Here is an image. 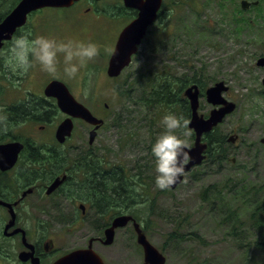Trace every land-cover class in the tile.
<instances>
[{"label": "rangeland", "instance_id": "obj_1", "mask_svg": "<svg viewBox=\"0 0 264 264\" xmlns=\"http://www.w3.org/2000/svg\"><path fill=\"white\" fill-rule=\"evenodd\" d=\"M118 1L106 0L98 5L107 8ZM86 2L88 0L83 3ZM240 2L166 0L165 19L155 24L152 30H157L158 35L162 26L167 25L173 30L172 34L160 42L157 37L155 42L152 36L145 39L130 68L116 81L108 78L106 69L117 34L125 22L108 20L107 29L103 31L100 26L83 27L84 22H89L92 17L85 16L79 21V4L33 14L21 31L30 30L33 35L55 34L57 39L95 41L99 53L81 68L77 77L64 75L62 53H58L61 64L56 74L44 72L36 64L27 74L19 76L4 65L9 46L0 51V72L9 77L0 79V89L5 92L0 94V112L9 106H19L17 103L29 94L43 96L45 85L57 77L69 85L78 101L105 120L106 125L99 131L95 143L98 149L95 153L112 166L123 165L130 169L135 179L140 180L141 176L147 180L144 191L148 201L155 199L153 207L140 202L124 211L139 220L148 240L166 256V264H264V252L255 249L256 237L250 233L247 222L253 209L250 200L264 199V143L261 142L264 137V67L257 65L258 59L264 57V0H259L257 7L248 9H242ZM7 11L8 4L2 2L0 12ZM164 70H169L174 77H189L192 83L199 81L202 89L223 81L229 86L225 99L236 105L217 130V136L225 138L227 161L222 165L213 161L202 164L189 173L179 187L175 190L168 188L166 193L155 186L151 153V144L164 130L162 118L155 122L152 119V123L150 119L140 121L142 116L134 113L137 108L127 100L129 95H123L129 89L131 98L136 100L144 89L150 88L151 79ZM105 104L108 105L106 110ZM212 108L202 97L200 113L208 116ZM129 110L132 115L128 114ZM130 118L137 121L129 125ZM12 126L10 128L16 135L41 139V145L52 146L47 140L51 138L52 125L44 130H37L30 123ZM76 130L70 144L79 145L77 139L86 138L87 141L86 128L78 125ZM232 135L238 137L234 142L228 140ZM186 138L189 144L194 143L191 132ZM139 170L145 175L138 176ZM243 180L247 190L245 186L240 187L252 193L247 197L248 202L242 199V195H236L240 198L228 194L220 196L214 194V190L207 195L208 201L202 198L211 185L221 187L228 182ZM49 201L39 203L36 220L26 227L31 232L52 236L51 212L52 220H56L60 212L54 209L53 198L51 211ZM220 206L226 212H217L222 210H217ZM59 210L66 213L67 209L62 206ZM234 210L237 214L232 217L237 224L243 223L245 232L237 229L233 234L230 226L235 222L223 220ZM0 212L3 213L1 209ZM63 219L65 221L67 216ZM68 229L67 225L60 223L55 232L59 236V245L67 250L81 234H90L92 230L89 226L86 231L74 233L72 238ZM98 251L109 264H144L143 250L137 244L132 224L117 230L113 246L100 247Z\"/></svg>", "mask_w": 264, "mask_h": 264}, {"label": "flooded vegetation", "instance_id": "obj_2", "mask_svg": "<svg viewBox=\"0 0 264 264\" xmlns=\"http://www.w3.org/2000/svg\"><path fill=\"white\" fill-rule=\"evenodd\" d=\"M85 1L87 0H80L73 7L79 4L77 9L79 21H82L85 16L92 17L89 22H84L83 27L86 28L100 26L102 31L106 30L108 20L123 21L126 26L139 15L138 10L126 8L123 0L117 4L112 2V5L107 8L98 5L106 0H88L83 3ZM84 4L89 5L84 6ZM118 6L124 8L125 16L119 11ZM165 7L166 0L163 1L159 18L167 14ZM121 31L119 30L117 34L113 50ZM52 36L56 37L55 34ZM53 79L65 82L57 77H53ZM66 85L76 98L74 91L67 83ZM17 104L23 105L24 108L15 109L17 106H9L7 108H10V115L4 110L0 115L2 120L0 146L13 143L21 146L14 166L7 170L0 168V209L4 213L0 212V264H32V259L24 262L19 260V256L25 251H32L34 257L39 258V264H55L62 257L78 249H92L104 264H109L98 250L100 247L109 248L115 244L116 236L111 244H105V232L114 219L119 216L120 211L114 205L116 210L106 213L96 203V194H92L95 176H103V169L111 167L109 161L103 160L98 156V153H95L98 151L95 143L98 140L99 131L105 126V123L103 122L97 128L82 119H73L74 129L71 137L64 142H59L56 138V131L69 116L59 109L55 98L45 95L43 91V96L29 94ZM104 107L106 110L108 105L105 104ZM24 110L28 112L25 113ZM89 110L97 118L102 119L94 110L90 108ZM19 114L25 116L21 117ZM10 123L16 127L30 123L37 130H44L48 125H52L51 131H49L51 138L47 139L52 142V146L47 148L41 145V139L16 135L11 130ZM78 125L86 128L89 138L87 141L86 138L77 139V141L80 140V144L73 145L70 143L75 137ZM93 130H95V138L91 142L90 136ZM72 152L75 154H71ZM57 179L60 180L58 186L48 194L49 188ZM52 198L55 200L53 201L54 209L60 212L56 220H52L51 212L52 236L49 233L43 234L28 230L27 225L36 220L40 202L49 199L52 211ZM62 206L67 209L66 213L59 210ZM65 215L67 219L64 221ZM12 221L13 224L7 229ZM60 223L69 227L68 232L72 234V238L74 233L86 231L89 226L92 230L90 234L88 232L81 234L78 240H75L76 243L67 250L66 247L59 245V236L55 233ZM18 230L25 233L26 242L23 239L24 233L21 231L16 233ZM27 244L32 245L33 250L28 249Z\"/></svg>", "mask_w": 264, "mask_h": 264}, {"label": "water", "instance_id": "obj_3", "mask_svg": "<svg viewBox=\"0 0 264 264\" xmlns=\"http://www.w3.org/2000/svg\"><path fill=\"white\" fill-rule=\"evenodd\" d=\"M80 0H20L15 8L0 22V49L3 48L7 41L12 40L13 36L19 28L26 25L28 17L33 12L45 8H65L72 6ZM163 0H124L125 6L134 8L139 11L138 17L129 23L121 32L115 50L110 58L107 75L109 77H118L122 71L130 64L133 54L138 51V45L142 43L146 32L157 19L158 11ZM251 2L247 0L241 1L242 8L246 9L251 6ZM254 4H258L255 2ZM259 66H264V57L257 62ZM264 84V80H263ZM228 87L224 82H219L211 86L207 92V100L213 105H224L219 109H213L209 118L199 115V89L196 85L188 88L185 95L190 101L192 117L189 127L195 131L196 140L193 147H187L185 150L189 154V162L185 165V172L191 170L195 165L201 164L204 160V151L207 148L206 144L202 143V137L205 133L213 130L225 116L234 111L236 105L228 102L223 97V92L227 91ZM45 95L52 96L57 100L59 109L69 117L63 121L57 131L56 138L59 142H64L71 137L74 123L73 119H82L89 124L95 125L97 128L103 124V120L97 118L93 113L82 103L76 100L65 83L59 80L51 81L44 90ZM95 138V130L91 132V142ZM236 137L231 136L230 141L234 142ZM264 142V138L262 140ZM21 146L17 143L6 144L0 146V168L7 170L14 166L17 160V155ZM184 172V173H185ZM183 180V175L180 179L171 186L175 189ZM59 179L49 188L48 194L53 191L59 183ZM130 221L134 222V228L137 233V241L144 249L145 264H165L166 257L147 239V236L141 225L134 220L131 215H121L114 219L111 227L105 232V244H111L114 241L115 231L118 228L125 227ZM13 224V221L7 229ZM23 232L18 230L17 232ZM24 233V232H23ZM26 242V235L23 237ZM28 245V244H27ZM28 248L33 250L32 245ZM20 260L28 261L32 259L33 264H39V258L34 257L32 251L23 252L19 256ZM55 264H104L101 258L92 249L75 250L66 256L59 259Z\"/></svg>", "mask_w": 264, "mask_h": 264}, {"label": "trees", "instance_id": "obj_4", "mask_svg": "<svg viewBox=\"0 0 264 264\" xmlns=\"http://www.w3.org/2000/svg\"><path fill=\"white\" fill-rule=\"evenodd\" d=\"M18 1L19 0H0V5L2 4V2L8 4L7 12H9L18 3ZM119 8V11H121V13L125 15V12L123 10L124 8ZM7 12H0V21L5 17ZM167 29V26H162L160 30ZM21 31L22 30H19L16 35H18ZM10 43L11 42L7 43L5 47H8ZM170 73L171 72L169 70H164L160 75H157L156 77L151 79L153 82L150 84V88L144 89L141 95L136 100L131 98V91L129 89L123 92V95H129L127 97V100L133 102V105L131 106L137 108L134 113L137 116H142L140 121H142L143 119H150L152 123V119H154L155 122L156 120L161 119L163 114L167 111L175 112L177 114H183L187 118L190 117V104L188 100L183 96V90L193 81L189 77H174ZM0 79H9V77L0 72ZM194 83L200 84L199 81H196ZM4 93V90L0 89V94ZM1 108L3 109V107ZM18 108H24V106L19 105L15 109ZM9 109L6 108L4 109V111L8 112L10 115ZM24 112L26 113L28 111L24 110ZM132 113L133 112L130 111L128 114L132 115ZM19 116L24 117L25 115L19 114ZM135 121L137 120L130 118L129 125H132ZM1 122L2 120L0 119V128L2 125ZM216 131L207 135L206 140L208 141L209 147L207 150V158L205 160V163H208V161L215 162L214 158L217 157L219 162L218 164L221 165L227 159V153L224 148L225 138L218 137ZM191 135L194 138V134L191 133ZM139 175L145 174L142 170H139L138 176ZM94 182V188L91 187L93 189L92 194H96V203L98 204L99 208L103 209L106 213L112 210H116V208L114 209V205H116L119 211L122 213L125 209L128 210L131 205L140 202H146L151 207H153V205L155 204L154 198L148 201V196L146 197V191L144 190L147 189V180L141 176L140 180L135 179L131 175V170L126 169L123 165H113L110 168L105 167L103 169V176H95ZM240 185H242L243 187L245 186V189L247 190L245 180L228 182L221 187L217 186L216 184H214L213 186L211 185L204 191L202 198L204 201H208L207 195L212 190H214V194H218L220 196H222L223 194H228L234 198H240L236 195H242V199L248 202L247 197L250 195L252 196V193L249 191L246 192L243 187H240ZM166 190L167 189H163L161 190V192L166 193ZM225 191L228 192L224 193ZM249 193L251 194L249 195ZM250 201H253V203L251 204L253 206V209L250 211L247 218V222H249L248 228L250 233L254 234L256 237L254 241L255 249L257 251L264 252V199H251ZM215 203L216 201L214 198V204ZM220 208L222 209L223 207L220 206L217 208V210H219ZM217 212L224 213L226 211L222 209ZM229 213L230 214L223 220L232 219L230 220V222H235V224L230 226L231 231L233 230L232 233H236L235 230L237 229H239L240 232H245L246 229L243 228V223L237 224L235 219L232 217V215H234L235 217L237 212L234 210L233 212L230 211ZM171 235L176 234L172 233Z\"/></svg>", "mask_w": 264, "mask_h": 264}, {"label": "clouds", "instance_id": "obj_5", "mask_svg": "<svg viewBox=\"0 0 264 264\" xmlns=\"http://www.w3.org/2000/svg\"><path fill=\"white\" fill-rule=\"evenodd\" d=\"M58 53H62L63 73L67 78H75L99 53L98 45L92 40L57 39L49 35H33L30 30L13 36L4 58V65L11 73L23 76L36 64L50 74H56L61 64ZM164 130L151 144L154 157L155 186L168 189L185 172L190 147L187 136L189 118L183 114L167 111L162 116ZM182 130L177 132L176 130Z\"/></svg>", "mask_w": 264, "mask_h": 264}, {"label": "bare ground", "instance_id": "obj_6", "mask_svg": "<svg viewBox=\"0 0 264 264\" xmlns=\"http://www.w3.org/2000/svg\"><path fill=\"white\" fill-rule=\"evenodd\" d=\"M252 235H253V234H252ZM254 238H255V237H254ZM252 239H253V238H252ZM259 242H260V241H259ZM251 248H252V247H251ZM262 249H263V248H262ZM248 250H249V249H248ZM241 256H242V255H241ZM257 257H258V256H257ZM263 259H264V258H263ZM252 261H253V260H252ZM252 261H251V262H252ZM256 261H257V260H256Z\"/></svg>", "mask_w": 264, "mask_h": 264}]
</instances>
